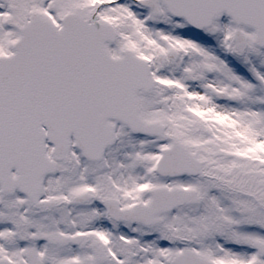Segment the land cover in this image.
I'll return each instance as SVG.
<instances>
[{
  "label": "snow or ice",
  "instance_id": "obj_1",
  "mask_svg": "<svg viewBox=\"0 0 264 264\" xmlns=\"http://www.w3.org/2000/svg\"><path fill=\"white\" fill-rule=\"evenodd\" d=\"M0 264H264V0H0Z\"/></svg>",
  "mask_w": 264,
  "mask_h": 264
}]
</instances>
